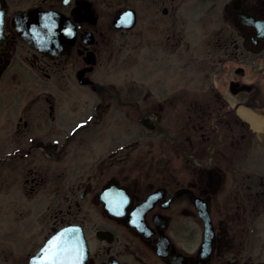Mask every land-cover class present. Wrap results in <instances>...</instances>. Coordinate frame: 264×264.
I'll use <instances>...</instances> for the list:
<instances>
[{"label":"flooded vegetation","instance_id":"flooded-vegetation-1","mask_svg":"<svg viewBox=\"0 0 264 264\" xmlns=\"http://www.w3.org/2000/svg\"><path fill=\"white\" fill-rule=\"evenodd\" d=\"M8 1L0 92L14 137L0 164L18 178L0 264H32L49 243L37 264H264V138L224 144L220 131L193 153L162 123L166 106L189 108L191 53H206L215 86L237 96L229 130L257 132L238 108L264 115V61L245 77L264 53V0H37L61 17L46 49L21 36ZM31 121L70 128L42 141L26 137ZM109 128L124 134L109 140ZM141 129L163 139L144 144L158 149L146 157ZM33 205L51 216L24 217Z\"/></svg>","mask_w":264,"mask_h":264},{"label":"rangeland","instance_id":"rangeland-1","mask_svg":"<svg viewBox=\"0 0 264 264\" xmlns=\"http://www.w3.org/2000/svg\"><path fill=\"white\" fill-rule=\"evenodd\" d=\"M36 3L37 0H11L7 2V5L10 13H16L17 11L33 7ZM205 54L206 53L199 55L198 53H191L190 79L189 81H185L189 88V108L187 105H184V107L179 106L176 109H171L166 106L162 123L171 127V135L174 136L175 133H177L180 138L178 142L183 144L185 148L193 153H199L200 151H203L204 148L206 149L207 145L211 142L210 140L216 138L220 134V131L221 135L218 141H225L224 144H229V141H258V137L264 138V132L260 133L258 131H252L245 125L237 124V130L235 132L229 130V126L226 124L227 121H233L234 113L230 109H233L232 102L237 100V96L233 95L227 82L223 81L222 84L215 86L216 84L213 79L216 75V70L220 69V65H213L214 63L207 59V55ZM255 57H257L256 59L258 60H256L254 64H246L245 77L253 78L254 81L256 77L255 75L263 70L262 73L256 77V80L258 81L263 80L264 67L260 70L259 66L262 61H264V53ZM225 67V65H221L222 70H224ZM231 70H233V67L230 68V71L229 66L226 67V73H231ZM3 90L4 87H0V91ZM250 94L251 93L243 92L239 97H244ZM5 96L6 93L2 92L0 97V156L6 155L8 147L13 142L12 137H14V127L10 123L12 112L7 108V100ZM177 100L178 99L176 98L175 101ZM198 106L201 108L199 109ZM224 111L227 112V115L222 118L220 123H217L219 114ZM60 116L62 119L64 118L63 114H60ZM73 118L69 119L68 122H71ZM216 123L217 126L215 127ZM202 124H204L203 127H206L205 129L200 128V125ZM219 127L220 129H218ZM69 128V124L61 126L36 125L31 121L27 127L28 131H26V137H34L42 141H48L63 136L65 130H69ZM203 131L206 132L207 138L202 142L200 137ZM137 132H139L140 141L143 143L142 156L146 157V154L150 155L156 153L158 150L157 148V150L154 149L148 151L150 146L144 144L146 142L149 143L152 140L155 144L154 147H157L158 143L163 141L162 136H158L155 132H146L145 129H141ZM119 133L124 134L123 128H109L107 131V137L109 140H113V137H116ZM188 134L191 137L194 136L193 140L197 141L194 145L193 143H186L187 140H185V137ZM129 136L126 135L125 138H128ZM208 136L210 138H208ZM171 165L172 168L176 170L182 168L181 162L177 158L172 160ZM148 168L149 167H142L143 170ZM17 178L18 175L12 170L10 162L0 164V221L3 220L9 222L16 218L15 211L8 202L12 197V192L15 190V187L13 186L16 183ZM25 210L24 217L29 219H42L51 216V210H44L38 205L27 207Z\"/></svg>","mask_w":264,"mask_h":264},{"label":"water","instance_id":"water-1","mask_svg":"<svg viewBox=\"0 0 264 264\" xmlns=\"http://www.w3.org/2000/svg\"><path fill=\"white\" fill-rule=\"evenodd\" d=\"M6 18V9L0 0V39L4 36V25ZM60 16L50 11L39 8H30L26 11H19L13 16V21L17 26L18 32L28 40L31 44L46 49V43L53 42L57 34L53 31V26L60 20ZM65 232L62 230L51 239L63 236ZM51 242V243H52ZM50 244V243H49ZM46 245L42 251L32 257V264H37V260L42 257V253L48 248ZM47 258V257H46Z\"/></svg>","mask_w":264,"mask_h":264},{"label":"bare ground","instance_id":"bare-ground-1","mask_svg":"<svg viewBox=\"0 0 264 264\" xmlns=\"http://www.w3.org/2000/svg\"><path fill=\"white\" fill-rule=\"evenodd\" d=\"M239 114L250 122V125L258 132H264V115L256 114L247 107L239 106Z\"/></svg>","mask_w":264,"mask_h":264}]
</instances>
